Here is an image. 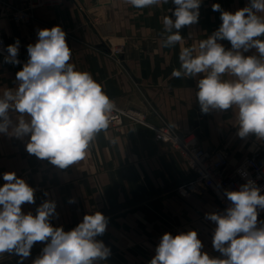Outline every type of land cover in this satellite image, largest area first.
<instances>
[{"label": "crops", "instance_id": "obj_1", "mask_svg": "<svg viewBox=\"0 0 264 264\" xmlns=\"http://www.w3.org/2000/svg\"><path fill=\"white\" fill-rule=\"evenodd\" d=\"M10 3H0V38L6 47L19 40L17 58L21 63H4L7 54L0 51V95L18 86L16 72L27 62V45L36 42L38 29L60 25L72 49L70 63L77 70L90 72L126 116L119 131L109 126L99 132L86 157L66 169L30 155L25 149L28 136L18 139L0 134V186L5 183L3 173L14 171L35 189V203L23 204L22 211L35 215L44 201H55L58 215L50 222L65 231L76 227L86 214L103 213L109 222L98 239L111 249V255L99 264H149L164 233L174 236L189 230L197 231L202 251L219 257L212 245L216 225L205 215L225 209L212 191L181 194L179 189L195 173L171 142L194 131L199 120L201 144L224 149L230 166L235 167L263 149L264 140L237 135L236 108L214 110L207 120L201 118L195 95L200 77L178 79L171 73L180 67L182 47L196 46L198 50L199 41L222 23L220 12L212 10L214 3L235 12L249 0H202L198 23L185 26L183 42L173 47H164L162 39L166 35L163 18L171 16L175 8L171 0L144 9H136L126 0H63L60 5L37 7L34 18L21 22L14 15L26 2ZM106 24L111 28L108 35L102 28ZM220 42L231 47L227 40ZM118 46L124 47L119 59L110 54ZM251 54L258 55L255 50L246 53ZM223 78L233 77L226 74ZM130 110L140 111L146 118L135 122ZM11 115L15 120L19 114ZM165 125L172 130L166 131ZM158 133L162 139H157ZM70 199L75 203H69ZM44 246L36 242L23 264H32ZM0 264H19V257L5 253Z\"/></svg>", "mask_w": 264, "mask_h": 264}, {"label": "clouds", "instance_id": "obj_2", "mask_svg": "<svg viewBox=\"0 0 264 264\" xmlns=\"http://www.w3.org/2000/svg\"><path fill=\"white\" fill-rule=\"evenodd\" d=\"M171 16L163 18L164 47L183 42L181 30L198 23L202 0H171ZM136 9L169 3V0H126ZM222 23L196 46L182 47L180 67L174 78H196L197 102L203 113L238 110L237 135H254L264 140V0H249L235 12L223 10ZM174 17V19L172 18ZM60 25L37 31V40L27 45L28 59L16 72L15 90L0 95V134L18 139L29 137L25 145L30 155L47 159L66 169L83 160L96 135L109 127L115 101L88 71L70 63L72 49ZM227 40L226 48L220 41ZM20 42L6 48L4 63L19 65ZM255 50L257 54L246 55ZM233 77L224 79L225 75ZM12 113L19 114L13 119ZM0 186V256L19 257V264L31 255L36 242L45 244L32 264H99L111 255V249L98 239L109 219L96 211L83 216L69 231L54 227L51 219L56 202L44 201L34 215L22 211V205L35 203V189L16 173H3ZM230 206L223 213H207L215 223L212 245L220 253L212 257L202 251L203 243L195 230L176 235L164 233L149 264H264V194L249 179L238 190L224 192ZM69 203H75L70 199Z\"/></svg>", "mask_w": 264, "mask_h": 264}, {"label": "built area", "instance_id": "obj_3", "mask_svg": "<svg viewBox=\"0 0 264 264\" xmlns=\"http://www.w3.org/2000/svg\"><path fill=\"white\" fill-rule=\"evenodd\" d=\"M26 2L25 7L19 9L14 15L16 21H29L34 18V10L40 6L60 5L63 0H21ZM11 0H0V3L11 5ZM6 43L0 38V51L6 52ZM124 53V47H113L110 50L111 56L119 59ZM130 118L135 122L143 121L146 116L140 111H128ZM125 113L116 106L113 110L109 126L120 130L124 126ZM166 131L172 129L165 125ZM157 139H162L157 134ZM172 145L179 151L186 160L190 168L195 173V177L188 182L181 191L182 195H189L198 191H212L224 209L230 206L224 192L226 190H238L239 187L251 179L261 188L264 194V148L257 151L252 156L245 158L235 167L230 166L229 155L222 148L209 149L204 147L196 131L183 133ZM258 221H264V211H260Z\"/></svg>", "mask_w": 264, "mask_h": 264}, {"label": "water", "instance_id": "obj_4", "mask_svg": "<svg viewBox=\"0 0 264 264\" xmlns=\"http://www.w3.org/2000/svg\"><path fill=\"white\" fill-rule=\"evenodd\" d=\"M102 28H103V30L105 31V33H106L107 35L111 32L110 25H108V24L103 25ZM143 76H144V77L146 76V73H145V72H143ZM199 116H200L201 118L206 119V120L208 119V113H203V112L201 111V109H200V114H199ZM194 128H195V131H196V133L198 134L199 138H202V135H201V133H202V129H201V127H200V121H199V120H197V121L195 122Z\"/></svg>", "mask_w": 264, "mask_h": 264}]
</instances>
